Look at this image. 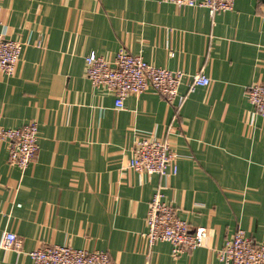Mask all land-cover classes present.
Here are the masks:
<instances>
[{
  "label": "crops",
  "instance_id": "crops-1",
  "mask_svg": "<svg viewBox=\"0 0 264 264\" xmlns=\"http://www.w3.org/2000/svg\"><path fill=\"white\" fill-rule=\"evenodd\" d=\"M0 33L23 45L14 74L0 75V128L35 122L39 147L21 170L0 141V264H32L42 244L107 252L113 264H222L215 250L238 229L264 244V116L246 99L264 83V0L213 15L160 0H0ZM120 50L183 71L178 99L146 91L115 109L85 57ZM197 73L210 83L190 92ZM139 137L166 140L177 172L128 168ZM156 192L207 229L201 247L173 257L166 242L148 246ZM6 232L20 249L1 247Z\"/></svg>",
  "mask_w": 264,
  "mask_h": 264
},
{
  "label": "built area",
  "instance_id": "built-area-1",
  "mask_svg": "<svg viewBox=\"0 0 264 264\" xmlns=\"http://www.w3.org/2000/svg\"><path fill=\"white\" fill-rule=\"evenodd\" d=\"M177 7H203L211 15L229 11L234 0H160ZM20 41L9 40L0 33V75L14 74L22 51ZM85 75L95 89H105L114 97V108L123 109V102L129 95L154 91L169 105L178 99V90L185 79L183 71H171L145 62L126 50L118 51L111 60L90 54L85 57ZM210 79L201 73L190 77L188 90L207 87ZM248 104L255 114L264 116V83L251 84L246 92ZM0 141L8 143V163L23 170L33 163L38 153V126L29 122L17 129L0 128ZM176 154L166 140L139 137L134 141L132 155L128 161L131 170L156 174L174 175L177 172ZM144 237L151 247L158 242L171 246L173 257L185 251L201 247L207 237L205 227L191 229L186 221L177 216L170 204L163 202L162 194L156 192L149 203L146 215ZM21 243L13 232H6L1 247L18 250ZM222 264H264V244H258L238 229L221 248L215 250ZM32 264H113L107 252H89L74 249L68 245L42 244L30 251Z\"/></svg>",
  "mask_w": 264,
  "mask_h": 264
}]
</instances>
